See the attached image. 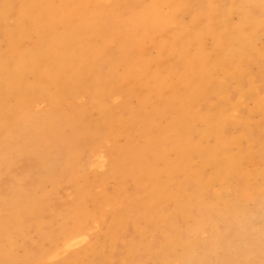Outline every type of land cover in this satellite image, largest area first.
Segmentation results:
<instances>
[{"label": "bare ground", "instance_id": "6f19581e", "mask_svg": "<svg viewBox=\"0 0 264 264\" xmlns=\"http://www.w3.org/2000/svg\"><path fill=\"white\" fill-rule=\"evenodd\" d=\"M128 2L0 0V151L5 160L8 151L35 157L47 175L53 174L58 157H63L67 178L74 181L79 169L77 171L73 163L82 154L80 140L91 139V155L96 142L113 138L116 143L119 136L124 135L129 141L114 155L113 173L119 175L118 180L126 188L127 182H131L132 188L126 190L130 199L138 192L141 176L153 180L157 202H135L119 212L114 224H123L128 216L136 220L147 211L152 214L159 210L163 219L164 215H169L160 229H173L180 219L177 214L167 213L165 202L169 195L167 179L176 166L165 164V141L176 133L185 142L195 136L207 140L216 132L226 139L225 123L234 118L232 111L246 105L248 99L255 101L253 110L264 114V46L257 45L264 35V0H154L142 13L123 19ZM234 13L239 16L237 22L231 19ZM184 14H189L188 21L183 18ZM7 17H14L15 23L8 24ZM120 49L124 51L120 53ZM256 53L262 60L260 73L250 76L247 65L255 61ZM106 67L113 68L114 75L112 90L106 96L126 95L125 105L133 112L129 119H118L103 108L87 117L65 113L63 103L77 92L88 89L96 74ZM240 81L248 82L247 91L239 89ZM230 82L239 85L237 99L229 90ZM212 97H216V101L203 117L206 126L203 129L192 127L189 118ZM39 99L50 103L54 112L51 110L44 118L35 115L33 106ZM134 99L141 101L144 108H150L149 118L139 117L140 110L132 107ZM152 102L155 105L150 107ZM169 109H176L177 117L161 125L159 112L166 114ZM250 117L243 124L242 135L224 142L218 149H210L209 161L204 163L206 167L213 166L211 183L221 180L226 184L231 197L226 198L225 213L237 231L247 230L250 225L241 213L244 203L264 198V138L259 139L262 152L256 157L244 148L233 152L235 145L250 139ZM242 122L243 116H240L237 123ZM260 128L263 129L262 124ZM134 132L140 134L137 140L133 138ZM72 141L76 144L71 145V150L68 145ZM198 150L201 157L207 153L202 148ZM243 158L250 163L247 168L243 166ZM75 189L83 197L89 194L84 193L89 189L88 182L82 187L75 184ZM1 196L0 200L4 196V201H8L5 202L8 212L0 214V227L6 235L8 226L6 229L4 222L21 225L27 218L38 220L40 224L44 221L43 212L32 198L19 199L16 192ZM74 204L77 212L83 208L81 202ZM177 209L185 216L195 211L194 206L181 197ZM80 215L75 217L79 219ZM81 223L78 221L64 230L57 246L40 251L36 264H49L46 263L49 258L84 241L87 226ZM222 236L216 240L226 245L232 243L230 237ZM182 237L176 233L170 246L160 251L152 248L157 259H165L172 246L181 245ZM9 241L10 235L0 239L3 264L14 261L13 244ZM192 246L188 253L197 250ZM86 251L96 255L95 247ZM246 252L248 258L250 254ZM75 260L77 263L79 259Z\"/></svg>", "mask_w": 264, "mask_h": 264}, {"label": "rangeland", "instance_id": "374dc122", "mask_svg": "<svg viewBox=\"0 0 264 264\" xmlns=\"http://www.w3.org/2000/svg\"><path fill=\"white\" fill-rule=\"evenodd\" d=\"M153 2L154 0H129L122 18L128 19L142 13ZM237 16L238 14L234 13L231 19L237 22L239 20V16ZM183 18L188 21L190 16L184 14ZM6 22L14 24L15 18L7 17ZM257 45L258 47L264 46V35L260 36ZM119 51L122 53L124 50L120 49ZM259 57V53H256L255 61L247 65L250 76H259V64L262 61ZM113 66L116 67L117 65L113 64ZM256 66H258V69ZM112 69L106 67L103 71H99L88 89L81 90L73 98L67 99L63 103V109H66L64 112L87 117L92 113L97 114L95 112L103 108L117 116L118 119H129L133 112L125 105L126 95L106 96L112 90L114 77ZM242 82L238 83L241 84V88H239L237 82H230L229 84V90H232L231 93L232 96H235H233L235 99H237L239 89L247 91V88H249L247 81ZM215 101L216 97H212L202 103V106L189 118L192 127L203 129L206 126L203 117L211 110ZM153 105H155V102H152L150 107ZM254 105L255 101L248 99L246 105L244 103L236 111H232L234 118L228 120L224 125V136L227 140L220 132H216L207 140L195 136L185 142L180 134L176 133L163 144L165 164L169 163L176 166L167 179L169 195L165 202L167 213L177 214L180 219L179 224L173 229H160V226L164 224V219H169V215H164L165 218L163 219L159 210H155V213L152 214L147 211L136 220L128 216L125 217L127 222L125 221L117 226L114 224L119 217V212L125 210L126 207H132L135 202H143V204L157 202L153 180L141 176L138 192L133 199H130L126 190L132 188L131 182H127L126 188V185L118 180L119 175L116 176L113 173V157L129 141L124 135H120L116 143L113 138L96 142L95 151L91 155V139L84 138L80 140L81 148L79 149L82 154L79 160H75V163H73L74 168L79 169L74 181L67 178L68 173L62 160L63 157H58V163L54 167L53 174L47 175L43 172L35 157L29 158L23 153L18 155V153L8 151L7 160H5L0 151V167L2 166L0 169V196H3V193L16 192L19 199H23V197L27 200L32 198L44 216V221L41 224L38 220L31 218H27L21 225L3 223L6 229L8 226L6 233L10 235L9 244H13L14 249V261L7 264H36L37 254L43 249L57 246L61 233L73 227L78 221L82 222L80 225L87 226V228L85 227V240L49 258L46 263L70 264L76 263L75 259L78 258L77 263L79 264H100L102 262L104 264L117 262V264H127V261L129 264H264V198L248 200L244 203L241 213L244 220L248 221L250 225L247 230L237 231L231 224L230 216L225 213L226 198L227 196L228 198L231 197L226 184L221 180L211 183L213 166L206 167L204 165L205 162L209 161L210 149H218L224 142L242 135L245 128L243 124L250 116H252L250 117L252 120L250 139H243L242 145H235L233 152L237 153L240 148H244L255 157L262 152L260 138H264V114L253 110ZM132 107L135 110H140L139 117L149 118L150 108H144V105L138 99L132 100ZM51 110L53 111L55 108L53 109V106L47 101H43V99L36 101L33 106V113L38 114L37 116L40 118H44L45 114L51 112ZM175 112L176 109H169L166 114L160 111L159 122L161 125L173 122V118L177 117ZM240 116H243V122L238 124L237 119ZM142 120L145 119L142 118ZM260 124H262L263 129L260 128ZM139 135L138 132H134L133 138L137 140ZM75 144L76 142L72 141L68 146L71 148ZM198 148H202L203 151L207 152L204 157H201ZM242 163L245 168L250 164L246 158L242 159ZM45 167L48 168L46 165ZM86 182H88L89 189L84 193L89 194L83 197L81 192L75 189V184L82 187L86 185ZM231 192L233 193V191ZM179 197L194 206L193 215L185 216L177 209ZM3 198L6 199L4 196ZM4 199L0 200V214L8 212L5 204L8 201H4ZM78 202L82 203L83 208L77 212L74 203ZM78 214H81L79 219L75 217ZM83 216L84 219H82ZM45 231H48L49 234L46 235ZM176 233L183 235L181 245L172 246L165 259H157L152 248L155 247L157 251H160L167 245L170 246V242L176 239ZM7 235L4 228L0 227V239L2 240ZM221 236L230 237L232 243L226 245V242L223 241L225 243L221 244L220 241L216 240ZM192 245L196 246L197 250L188 253L193 247ZM89 247L96 248V255L88 254L86 250ZM245 252L250 254L248 258L245 257ZM119 253L120 255H118ZM203 253L206 255L204 256ZM79 254L81 255L79 256ZM239 254L243 256L245 261ZM3 256L0 251V264H3L1 262ZM104 257L108 258V261H104Z\"/></svg>", "mask_w": 264, "mask_h": 264}]
</instances>
